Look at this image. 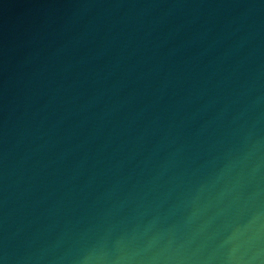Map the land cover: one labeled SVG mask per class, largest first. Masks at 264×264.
<instances>
[{
	"label": "water",
	"instance_id": "1",
	"mask_svg": "<svg viewBox=\"0 0 264 264\" xmlns=\"http://www.w3.org/2000/svg\"><path fill=\"white\" fill-rule=\"evenodd\" d=\"M0 264H264V0H0Z\"/></svg>",
	"mask_w": 264,
	"mask_h": 264
}]
</instances>
